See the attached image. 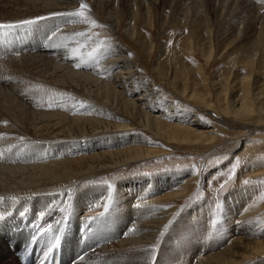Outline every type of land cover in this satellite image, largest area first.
Wrapping results in <instances>:
<instances>
[{
	"label": "bare ground",
	"instance_id": "6f19581e",
	"mask_svg": "<svg viewBox=\"0 0 264 264\" xmlns=\"http://www.w3.org/2000/svg\"><path fill=\"white\" fill-rule=\"evenodd\" d=\"M239 1L222 14L217 11L222 4L214 6L212 0L213 5H209L217 13L216 21L221 22L217 38L230 44L246 39L250 27L260 22V11L255 17L250 14L253 5H258L261 12L264 9V0ZM81 3L86 4L83 0H0V24L15 25L0 30V215L4 217L0 220V255L28 246L38 250L36 240L30 243L31 232L36 235L44 223H38L42 216L34 213L56 211L59 221L52 232L45 223L39 242L44 244L50 235L51 250L63 251L75 264H251L246 261L252 258H257L255 264H264V225L250 221L255 215L245 205L239 206L238 212L232 206L226 208L231 210L227 213L219 209L222 218L238 213V237L233 241L226 243L215 235L217 216L209 225L212 232L187 246L193 232L204 231V223L212 219L201 208L197 214L192 213V217L198 215L193 223L181 219L177 226L180 229L168 240L165 253L158 252L169 214L164 206L151 203L186 197L194 181L191 173H162L109 185L93 180L103 170L157 157L146 146L150 142L146 137L122 133L133 129L134 120L172 142L197 148H208L218 137L198 115L160 98L140 75L126 49L89 35L92 26L81 22V18L60 15L79 10ZM111 3L103 8L110 24L117 27L122 23L117 17L119 4L133 20L140 11L148 15L152 6L148 0ZM165 3L174 21L177 15L183 17L192 32L187 36L189 52L194 51V41L199 48H210L212 52L216 49V40L211 36L196 35V25L212 32L205 22L210 18L206 6L197 5L198 16L191 23V0L183 2L186 7L182 11L176 7V0ZM86 12H93L90 5ZM239 19L244 20V25L238 32ZM125 29L141 46L145 45L142 32L134 24ZM255 29L258 31L252 34L250 45L243 48L245 67L250 73L241 77L240 97L235 99L227 89L222 102L239 103L235 112L261 123L264 130V88L258 77L259 72L264 73V24ZM98 69L99 73L93 72ZM205 86L207 90L209 85ZM207 94L204 95L210 98ZM205 101L212 107L213 100ZM96 109L105 111L107 118H94ZM173 118L177 124L167 123ZM260 146L255 143L252 147ZM253 176H264V164ZM249 194L254 196H245ZM248 198L246 204L250 202ZM92 210H97L96 214H91ZM85 211L90 213L81 216ZM203 211L206 215H201Z\"/></svg>",
	"mask_w": 264,
	"mask_h": 264
},
{
	"label": "rangeland",
	"instance_id": "374dc122",
	"mask_svg": "<svg viewBox=\"0 0 264 264\" xmlns=\"http://www.w3.org/2000/svg\"><path fill=\"white\" fill-rule=\"evenodd\" d=\"M83 1L93 9V12H85L89 21L95 20L97 25H102L93 26L89 23L92 27L88 34L92 37H98L101 40L112 41L116 43V45L126 49L127 53L131 55L140 75L157 91L160 98L167 102L174 103V105L181 110L198 115V117L208 125L209 130L216 131L218 137L216 142L211 144L212 146L209 145L210 147L208 146V148L204 149L197 148L188 144L172 142L164 136H159L155 131L145 129L139 122L128 117L131 121L134 120L132 122L133 129L122 133L124 135L127 134V136L136 134L137 136L143 135L146 137L150 141L146 146L150 147L149 150L154 152L153 155L157 157L147 161L142 160L136 164H129L118 169L103 170L97 177H94L93 180L95 179L94 181H97V183L109 185L118 180L121 181L143 176L150 177L162 173L184 172L193 175L192 178L194 181L191 185V192H189L186 197L172 199L174 202H170L172 200L166 198L160 199L157 202H150L151 204H156L161 207L164 206L162 208L169 214L168 222L164 226L158 249L160 254L165 253L168 240L175 237L177 234L175 230L178 231L180 229V227L177 226L180 224L181 219L184 218L183 221L186 223H193L198 215L192 217V213L197 214L196 211L201 208L212 216V219L204 223V231L200 229L193 232L194 235L191 236L186 243L188 247L192 246L194 242L197 243L205 235H209L210 232H212V229H209V225L216 220L214 217H219V209L221 208L227 213L231 211L226 210L228 206L236 207L234 212L239 211V206H249L250 209H253V214L255 215L250 221H253L257 225H264V208H260L264 204V176H253L256 170L264 164V130L261 129V123H253L252 121L246 120L249 116L241 117L235 112V108L240 107L239 103L235 105L237 103L234 104L231 100H226L227 103L222 102V98L225 97L227 89L235 96V99L240 97L242 92L241 86L243 84L241 77L243 78V76L250 73L248 68L245 67L243 48L250 45L248 42L252 40V34L258 31L257 29L254 30V28L260 26L261 23L264 24V9L261 12V10L257 8L258 5L256 7L253 5L254 7L250 10V14H252V16L254 14L258 15L260 11V22L255 23L256 25L253 26L254 28L250 27L251 31L248 33L249 35L247 34L248 37H245L247 40H238L236 44H230V41L217 38L218 31L221 30V22L220 20L216 21L214 7H210L213 5L211 2L212 0H210V3L209 0H207L208 3L205 4H202L201 0H194L195 2L191 0L192 4H190L189 7H192L193 18H188L191 23H193L194 18L198 16L195 14L197 5L201 4L203 7L206 6V11L210 14V18H207L205 22L207 21L212 32H209L205 27L196 25L195 29H198L196 35L201 34L200 36L204 38L211 36L217 43L216 49L212 52L209 50L210 48H199L197 46V41H194L195 47L193 53H191L187 50L189 46L187 36L192 32H189L191 30L189 26L184 23L186 21H184L183 17L177 15V19L174 21L167 5L168 1L164 4L166 0H159L158 2L155 0H148L150 6L152 5L151 12L147 15L144 11H140L134 20L127 14L124 5L119 4V7H116L118 10H121L117 12V17L122 21L121 28L112 26L104 12V5L111 3L112 0H97L98 2L96 0ZM114 1H112V5ZM184 1L185 0H176V7L181 8V11L186 7L183 3ZM215 1L216 3L218 2V5H215ZM236 1L240 4L239 0H214V6L218 7L222 4L220 8H217V11H222V14L228 12ZM259 4L261 5L262 2H259ZM181 11H179L178 14H181ZM124 13H126V16ZM247 15H249V10ZM255 15L253 17H255ZM171 20L173 23H171ZM242 22H244V20H238V32L240 26L244 25ZM133 24L142 32L145 42H147V44L145 42L143 43L146 47L145 45L141 46L135 38L128 35L125 27L126 25L127 27L128 25L131 27ZM198 43L201 46V42L198 41ZM262 54L264 56V51ZM81 70L84 72H92V70ZM100 71L101 69L96 71L93 70L94 73H99ZM258 77L262 78L260 79V85L264 88V73L259 72ZM205 85H209L207 90ZM204 94L209 95L210 98ZM206 99L213 100L212 107H208L205 104ZM214 106L216 107L214 108ZM230 108L231 111H229ZM95 111H97L98 114L94 112V118L98 117V119H100L99 117L104 118L103 116L107 118V113L102 109H96ZM110 120L112 119L110 118ZM167 123L175 125L177 121L173 118V120H167ZM255 143L261 144L259 149H253L252 146L255 145ZM234 165L235 174L233 176ZM230 177L232 178L230 179ZM245 181L248 183H245ZM67 185L68 184H65V187ZM221 185H224V187L221 188ZM63 187L64 186H61L60 188ZM247 193H252L254 196L252 197L250 194L245 196ZM163 194L165 193H162V195ZM249 196L250 199L248 198ZM247 198L250 202L246 204ZM149 199L153 201L152 198ZM168 201L170 203H168ZM224 202L226 203L225 207L223 205ZM96 211L97 210H92L90 212L91 214H96ZM205 211H203L201 215H206ZM90 212H81L80 215L87 216V213ZM99 213L100 211L98 210L97 214ZM34 214L42 216L41 219L38 218V223L40 221L44 223L43 228H41V230L40 228L38 229L40 233L45 229V223H48L46 226L52 232L59 221L56 217L58 216L56 211L55 213L54 211H48L46 214L43 213V215L39 212H35ZM236 214L238 216V213H232L224 215L223 218L219 217V222L217 221L218 225L215 226L217 231H215V229L213 230L217 232L215 235H218V237L220 236L219 238H222L226 243L238 237V225H240V223L236 221ZM218 227L222 230H219ZM233 228H236L234 229L237 231L236 233H234ZM40 233L38 234L37 232L35 235L37 237L35 238V242L40 244L39 248L43 246L45 247V251L49 252V254L54 252L59 255L62 260L61 264H69V262L75 264L74 261H71L65 256L63 251L51 252V245L49 243H40L38 239ZM110 245L116 247V243L111 242ZM177 245L179 246L180 244L178 243ZM14 251L16 250L14 249L11 250V252L0 255V264H19V261L14 255ZM256 259L257 258L249 259L246 263L255 264Z\"/></svg>",
	"mask_w": 264,
	"mask_h": 264
},
{
	"label": "snow or ice",
	"instance_id": "6c2138e0",
	"mask_svg": "<svg viewBox=\"0 0 264 264\" xmlns=\"http://www.w3.org/2000/svg\"><path fill=\"white\" fill-rule=\"evenodd\" d=\"M87 8H88V5L87 4L81 3L79 10H77L75 12H65V13H61L60 15L79 17V18H81V22L91 23L93 26H102V25H97V22L95 20L89 21L88 17L85 14ZM23 23L27 24V23H31V21H24ZM12 27H15V25H12V24H0V30L12 28ZM234 169H235V165H234V168H233V176L235 174L234 173ZM231 178L232 177H230V179ZM245 183H248V182L245 181ZM223 187H224V185H221V188H223ZM138 206L139 205H137V207ZM41 215H43V213ZM3 218H4L3 215H0V220H2Z\"/></svg>",
	"mask_w": 264,
	"mask_h": 264
}]
</instances>
